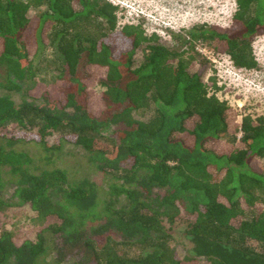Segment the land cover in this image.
I'll list each match as a JSON object with an SVG mask.
<instances>
[{"label": "trees", "instance_id": "1", "mask_svg": "<svg viewBox=\"0 0 264 264\" xmlns=\"http://www.w3.org/2000/svg\"><path fill=\"white\" fill-rule=\"evenodd\" d=\"M116 11L109 0H0V211L27 205L41 223L18 244L1 229L0 264H264V116L220 99L191 44L257 68L264 0H235L229 26L196 25L176 37L182 49L118 27ZM46 48L59 65L40 84L33 58ZM66 144L106 188L57 165ZM177 223L183 257L168 244Z\"/></svg>", "mask_w": 264, "mask_h": 264}, {"label": "rangeland", "instance_id": "2", "mask_svg": "<svg viewBox=\"0 0 264 264\" xmlns=\"http://www.w3.org/2000/svg\"><path fill=\"white\" fill-rule=\"evenodd\" d=\"M117 6L118 27L124 24H139L146 34H156L159 41L169 48L182 49L184 45L176 37L188 39L187 32L199 24L216 25L227 27L232 22V14L235 9V0H111ZM34 10L30 11L32 14ZM182 38V39H183ZM196 50L197 44L213 51L215 57L219 58L221 66H214L197 51L208 63L207 78L213 76L220 86L216 92L220 99L226 100L238 112H247L253 115L264 116V33L257 35L253 42V53L257 61V68L242 69L231 67V62L224 54L216 53L207 43L200 39L191 41ZM141 46L134 55V65L141 61ZM33 63L36 67L34 79L37 83H48L57 72L59 62L54 52L46 48L40 52ZM230 71H233L232 74ZM95 93L101 91V86L92 85ZM20 93H15L13 99L18 101ZM93 104V102H92ZM152 113V107L134 111L133 117L138 120H147ZM240 117L237 118L239 122ZM14 124H8V130ZM113 125V128L119 127ZM55 134L47 136L48 144H53ZM30 153L40 152L41 146L31 141L24 145ZM57 165L67 168L75 177L86 176L94 180L101 187L106 188L107 181L100 172L95 171L87 162L85 152L70 144L63 147L61 156L57 158ZM264 165V161L260 162ZM10 190L5 193L10 196ZM264 207V205H263ZM41 227L36 213L27 205L9 206L0 211V230H9L15 243L23 239H33L36 229ZM168 227V225H166ZM171 238L169 246L175 248L180 257L188 253L190 241L184 233V224H174L169 231ZM115 237V236H114ZM115 239V238H114ZM103 241H101L102 244ZM137 248H130V253L137 252ZM198 264H208L203 257L196 258ZM73 261V260H71Z\"/></svg>", "mask_w": 264, "mask_h": 264}, {"label": "built area", "instance_id": "3", "mask_svg": "<svg viewBox=\"0 0 264 264\" xmlns=\"http://www.w3.org/2000/svg\"><path fill=\"white\" fill-rule=\"evenodd\" d=\"M111 3L115 4L114 2H112L111 0H109ZM196 50L201 53L207 60H210L212 62V64H214V66H218V69H220L219 67L221 66L219 58L215 57L213 54V51L210 49H206L205 47H202L200 44H197L196 46ZM231 62V61H230ZM217 63V64H216ZM216 64V65H215ZM232 63H231V67H232ZM235 67V66H233ZM239 70H242L243 68H239L236 67ZM232 74L234 73L233 71H230Z\"/></svg>", "mask_w": 264, "mask_h": 264}]
</instances>
